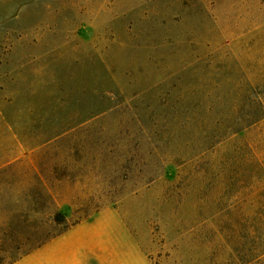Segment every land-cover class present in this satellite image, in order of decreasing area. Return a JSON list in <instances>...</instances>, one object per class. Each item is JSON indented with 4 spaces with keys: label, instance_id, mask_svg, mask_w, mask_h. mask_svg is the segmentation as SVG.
<instances>
[{
    "label": "rangeland",
    "instance_id": "1",
    "mask_svg": "<svg viewBox=\"0 0 264 264\" xmlns=\"http://www.w3.org/2000/svg\"><path fill=\"white\" fill-rule=\"evenodd\" d=\"M98 212L148 264H264V0H0V264Z\"/></svg>",
    "mask_w": 264,
    "mask_h": 264
},
{
    "label": "crops",
    "instance_id": "2",
    "mask_svg": "<svg viewBox=\"0 0 264 264\" xmlns=\"http://www.w3.org/2000/svg\"><path fill=\"white\" fill-rule=\"evenodd\" d=\"M102 212L71 226L12 264H148L137 250L124 251L122 242L104 234ZM92 226L97 229L90 230Z\"/></svg>",
    "mask_w": 264,
    "mask_h": 264
},
{
    "label": "trees",
    "instance_id": "3",
    "mask_svg": "<svg viewBox=\"0 0 264 264\" xmlns=\"http://www.w3.org/2000/svg\"><path fill=\"white\" fill-rule=\"evenodd\" d=\"M56 221L58 222H63L64 221V215H59L58 218H56ZM82 221V219H78L74 222H72L71 224L65 226V228H63L62 230L58 231V232H52L50 230H48L46 233H43V235H40L39 237L35 238V239H29L28 241H26V243H23V247H21V249L19 248L18 253L11 257V259H9L8 261L2 263V264H12L13 262L17 261L18 259L22 258L23 256L29 254L30 252L34 251L35 249L39 248L40 246H42L43 244H45L47 241H49L50 239L54 238L55 236H58L60 234H62L63 232H65L67 229H69L71 226L77 224L78 222ZM54 227L52 226L51 229H53Z\"/></svg>",
    "mask_w": 264,
    "mask_h": 264
}]
</instances>
